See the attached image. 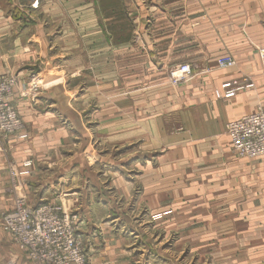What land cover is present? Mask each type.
<instances>
[{"label": "crops", "instance_id": "1", "mask_svg": "<svg viewBox=\"0 0 264 264\" xmlns=\"http://www.w3.org/2000/svg\"><path fill=\"white\" fill-rule=\"evenodd\" d=\"M19 1L0 0V72L27 70L61 40L68 46L59 54L87 58L82 70L105 56L93 66L105 68V146L134 144L136 174L132 181L111 175L107 192L91 175L85 148L63 158L57 145L72 137L62 120L81 115L69 96L51 99L55 110L31 105L22 115L26 141L0 138V213L13 207L8 164L22 169L30 160L28 203L61 199L63 208L78 209L87 264H151L149 253L163 250L155 251L151 239L140 241L146 221L131 224L127 215L168 208L159 230H179L183 246L210 241L221 264H264V157L235 156L225 132L226 123L264 103V0H21L27 21L12 17ZM222 54L234 57V67L216 68ZM181 64L193 74L171 83L168 73ZM245 84L252 86L224 96ZM113 120L128 123L115 132ZM49 160L58 167L43 164ZM110 194L124 200L123 209ZM130 226L139 237L127 235ZM14 250L0 229V264H33Z\"/></svg>", "mask_w": 264, "mask_h": 264}, {"label": "rangeland", "instance_id": "2", "mask_svg": "<svg viewBox=\"0 0 264 264\" xmlns=\"http://www.w3.org/2000/svg\"><path fill=\"white\" fill-rule=\"evenodd\" d=\"M21 2L22 1L20 0L16 3L14 8H11V14L15 19L27 21L29 11L28 9L25 10V7H23ZM33 5H35V3ZM59 30L62 31L60 27L56 31ZM93 42L95 44L93 47L94 49L96 46L100 48L101 42L98 39L93 40ZM59 43L60 46L57 45V47H54L52 45L50 49H47L48 54L46 58H40L39 60L36 59L33 64L31 63V67H25L27 70H21V66H18V68L11 67L10 69L8 68L0 72V75L4 74L14 79L13 85L8 89V107L9 110L14 113L21 126L19 130L12 133H8L7 131L0 132V138L5 140L14 138L26 141L29 138V131L22 115H24L27 110H32L31 105L35 109L34 111H43L47 109L55 110L56 108L53 109L55 105L52 103L51 99L64 101L65 98L69 96L72 101L71 104L75 106L81 117L80 120H74V122L73 120H62V125L69 129L72 138L70 141L62 142L61 145H57L58 150L59 152H66L65 154H61L63 158H66L69 154L71 155L76 150L78 151V146H82L81 150L85 148L83 149V154L90 166L89 170L92 172L91 175L93 178L97 179V182H100V188L103 189V191L109 192L110 190L105 187H108L109 184L107 182L110 180L109 177L111 175H117V173H119L129 179V181H132V177L136 174V169L131 167V155L133 154L131 148L135 145L125 144L118 146L119 143H116L115 146L109 147V149L105 146V143L107 144L105 140L109 137L108 133L105 132V68L102 67L96 69L93 67L97 65V63L99 65L104 64L105 56L94 57L93 60L84 67L85 70H82L83 68H80L79 65L84 64L85 62L83 60L87 58L81 56L80 53H77V55L59 54L63 47L68 46V44H64L63 40L59 41ZM86 43V45H88L91 41H86ZM190 67L193 69L192 66ZM170 72L168 73L169 81L173 83ZM19 100L22 101L19 102ZM127 121L128 120H113L112 124L114 131L116 132L119 127L128 123ZM76 122L79 126L76 125ZM114 140L117 141L116 138ZM105 158L109 162H105ZM43 162L39 163H43L47 166L50 165L54 168L59 165V161L55 160H49V163L48 161ZM11 165L13 166L14 164H8L9 181L7 190L12 194L14 202L16 193H21V195L24 194V196L27 197L26 190L24 189L26 175L22 178L18 177L20 178L21 183L20 187H18L19 181L15 182L10 174ZM110 195L114 197L112 202L115 207L123 209L124 207L122 204L124 203V200L118 199L116 195ZM60 200L61 199L55 200V203L62 205L63 207L62 201ZM133 205L134 201L132 200L130 207H127L128 211H133ZM67 210L78 214V220H81L78 209L68 208ZM158 210L157 213L154 211L148 213L147 210H143L140 211L139 214L135 211V218L132 217L133 215H127L131 224L134 223L135 219V221L138 220L141 223L146 221L143 223L142 227L148 226L145 232H142L141 234L139 233L141 235L140 237L138 233L132 231L133 228L130 226L128 227L127 235H130L131 237L138 235L140 241L151 239L155 251L163 250L162 255L158 256L155 255L154 252H152V254L149 253L151 256V264H221L215 259L217 251L214 247L210 246V241L206 247H197V241L191 239L193 242L190 241V246L185 247L180 241L181 233L179 230L174 229V231H171L170 233L159 230L161 228V221L166 215L170 214L171 209ZM3 213H0V229L9 236L10 234L2 224ZM117 217L118 216H111L109 218L113 219ZM121 222L122 220H120V223ZM152 227L157 228V231H150ZM161 242L163 243V247H160ZM14 246V253H22L26 256V253L20 249L15 242ZM141 253L142 252L137 254ZM137 254H135V256H137ZM3 264H12V262L3 261Z\"/></svg>", "mask_w": 264, "mask_h": 264}, {"label": "built area", "instance_id": "3", "mask_svg": "<svg viewBox=\"0 0 264 264\" xmlns=\"http://www.w3.org/2000/svg\"><path fill=\"white\" fill-rule=\"evenodd\" d=\"M260 56L264 57V50L260 51ZM235 63L234 57L229 54L215 59L216 68L220 70L230 69ZM191 75L188 64H181L170 72L173 83ZM13 82L12 77L0 75V132L12 133L21 128L8 107V89ZM251 86H236L227 90L224 96H233ZM216 95L219 96L218 93ZM225 132L235 156L249 159L264 157V103L253 112L226 123ZM22 164L21 170L14 165L10 169L14 181H19L18 187L21 185L20 178L29 173L31 161ZM78 223V214L65 210L62 205L55 202L31 205L21 193L15 194L12 209L2 215L3 226L33 264H87Z\"/></svg>", "mask_w": 264, "mask_h": 264}]
</instances>
